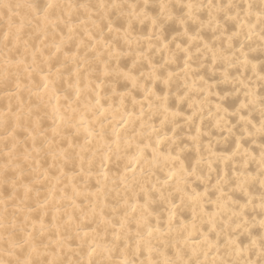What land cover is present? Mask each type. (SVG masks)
Wrapping results in <instances>:
<instances>
[{
	"label": "bare ground",
	"instance_id": "bare-ground-1",
	"mask_svg": "<svg viewBox=\"0 0 264 264\" xmlns=\"http://www.w3.org/2000/svg\"><path fill=\"white\" fill-rule=\"evenodd\" d=\"M0 1V264H264V0Z\"/></svg>",
	"mask_w": 264,
	"mask_h": 264
},
{
	"label": "rangeland",
	"instance_id": "rangeland-1",
	"mask_svg": "<svg viewBox=\"0 0 264 264\" xmlns=\"http://www.w3.org/2000/svg\"><path fill=\"white\" fill-rule=\"evenodd\" d=\"M26 1H28V0H26ZM0 3H1V1H0ZM29 3L36 7V11L40 12L42 10V2L40 0H29ZM0 9H1V4H0ZM0 106L4 107L5 104H3L0 101Z\"/></svg>",
	"mask_w": 264,
	"mask_h": 264
}]
</instances>
